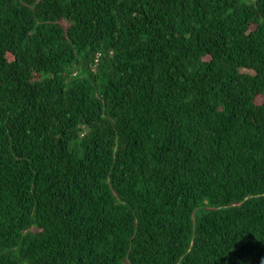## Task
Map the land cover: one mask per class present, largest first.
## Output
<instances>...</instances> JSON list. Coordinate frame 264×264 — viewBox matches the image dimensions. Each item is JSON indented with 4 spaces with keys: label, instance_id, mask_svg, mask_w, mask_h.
<instances>
[{
    "label": "trees",
    "instance_id": "1",
    "mask_svg": "<svg viewBox=\"0 0 264 264\" xmlns=\"http://www.w3.org/2000/svg\"><path fill=\"white\" fill-rule=\"evenodd\" d=\"M0 264H264V0H0Z\"/></svg>",
    "mask_w": 264,
    "mask_h": 264
}]
</instances>
